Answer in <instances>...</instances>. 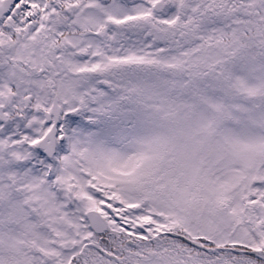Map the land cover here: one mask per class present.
<instances>
[{
  "label": "snow or ice",
  "instance_id": "obj_1",
  "mask_svg": "<svg viewBox=\"0 0 264 264\" xmlns=\"http://www.w3.org/2000/svg\"><path fill=\"white\" fill-rule=\"evenodd\" d=\"M0 264H264V0H0Z\"/></svg>",
  "mask_w": 264,
  "mask_h": 264
}]
</instances>
